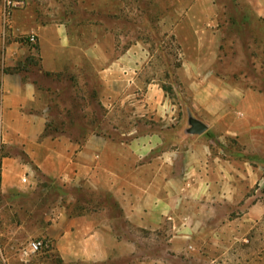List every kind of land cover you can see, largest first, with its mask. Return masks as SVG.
Returning <instances> with one entry per match:
<instances>
[{"label":"rangeland","instance_id":"374dc122","mask_svg":"<svg viewBox=\"0 0 264 264\" xmlns=\"http://www.w3.org/2000/svg\"><path fill=\"white\" fill-rule=\"evenodd\" d=\"M7 1L23 3L9 21ZM251 2L0 0V71L34 81L41 110L29 114L46 120L37 136L29 127L0 122V264H264V174L254 184L247 180L243 200L231 204L183 207L175 200L163 209L162 224L121 220L117 226L123 242L130 238L132 255L128 246L124 255L106 260L81 254L87 225L82 219L103 217L104 195L64 175L71 142L92 136L127 139L122 135L135 127L144 133L143 118L130 105L148 103L151 85L159 87L158 103L185 106L184 127H189L196 91L184 64L195 53L176 34L190 9L206 14V28L217 42L216 72L234 77L222 83L264 90V17L251 18ZM32 34L35 43L28 40ZM217 127L207 135H227ZM241 140L232 136L228 144L246 148ZM55 149L62 152L56 161L49 157ZM108 213L118 215L112 208ZM35 239L49 247L24 256Z\"/></svg>","mask_w":264,"mask_h":264},{"label":"crops","instance_id":"0c3cea01","mask_svg":"<svg viewBox=\"0 0 264 264\" xmlns=\"http://www.w3.org/2000/svg\"><path fill=\"white\" fill-rule=\"evenodd\" d=\"M250 1L251 18L264 17V3ZM205 15L204 10L190 9L176 34L183 47L192 48L195 53L194 59L184 64L196 91L188 128L184 127L185 106L174 108L158 103L159 87L151 85L146 96L148 103L130 105L134 107V114L143 118V134L134 126V131L122 135L127 139L92 136L78 144L71 142L70 152L65 151V177L104 195L100 203L103 217H98L96 222L92 216L82 219L87 225L82 231L81 254L89 259L101 256L106 260L124 255L128 246L127 255H132L130 238L123 242L117 226L121 220L162 224L163 209L167 210L175 200L183 207L186 203L197 207L202 202L218 206L231 204L243 200L241 193L249 190L247 180L254 184L264 174V90H237L222 83L234 77L216 72L212 47L217 42L212 39L213 31L206 28ZM35 110L41 109L34 81L23 73L0 71L1 124L29 127L34 129L31 135L37 136L43 132L46 120L29 114ZM236 111L240 112V118L234 115ZM214 117L218 121L216 125ZM191 119L203 122L207 131L189 133ZM216 126L227 135H207ZM232 136H242L241 142L245 139L247 147L233 148L228 144ZM61 153L55 149L49 151V157L56 161ZM57 174L54 171L53 175ZM108 208L116 209L118 215H109ZM123 211L126 214L121 217L119 214ZM135 248L132 247L133 253Z\"/></svg>","mask_w":264,"mask_h":264},{"label":"built area","instance_id":"2783aa9c","mask_svg":"<svg viewBox=\"0 0 264 264\" xmlns=\"http://www.w3.org/2000/svg\"><path fill=\"white\" fill-rule=\"evenodd\" d=\"M22 4L23 3L20 1H7L6 2V10H5V19L7 21H9L11 15H12V10L14 8L22 6ZM28 40L31 43H35L36 36L34 34L29 35ZM23 181L25 182L26 179H23ZM48 247H49V245L47 242H45L43 240L35 239V240L30 241V243L22 251V253L24 256H30V255L37 254V253L41 252L42 250L47 249Z\"/></svg>","mask_w":264,"mask_h":264},{"label":"water","instance_id":"95a60500","mask_svg":"<svg viewBox=\"0 0 264 264\" xmlns=\"http://www.w3.org/2000/svg\"><path fill=\"white\" fill-rule=\"evenodd\" d=\"M190 125H191V128L189 129V133L191 134H203L208 129L207 126L203 122L196 120V119H191Z\"/></svg>","mask_w":264,"mask_h":264}]
</instances>
